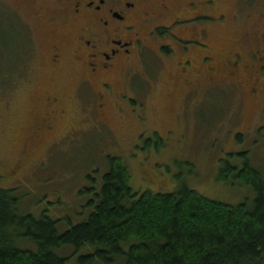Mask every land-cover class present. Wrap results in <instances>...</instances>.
Returning <instances> with one entry per match:
<instances>
[{"label": "rangeland", "instance_id": "1", "mask_svg": "<svg viewBox=\"0 0 264 264\" xmlns=\"http://www.w3.org/2000/svg\"><path fill=\"white\" fill-rule=\"evenodd\" d=\"M188 1L176 0L169 11L160 10L161 22L181 15ZM223 1L205 11L220 12ZM225 3L230 14L245 20L243 52L255 45L264 50V0ZM57 6L56 0H0L1 189L18 188L21 207L47 206L51 217L76 221L83 200L78 192L89 185L88 176L99 180L107 156H118L138 192H172L184 182L222 203L252 200L249 186L237 178L225 184L218 171L221 160L241 165V156L229 154L244 153L264 179V90L251 98L243 84L225 80L184 92L177 79L179 48L170 35L151 31L144 34L141 56L131 60L129 70L117 69L109 78L112 90L104 100L96 99L98 82L78 88L68 57L55 71L48 65L61 21L49 23L47 12L53 14ZM207 28L215 31L211 44L216 49L227 47V38L235 35L234 26ZM162 45L174 51L164 54ZM259 85L263 89L262 78ZM51 94L68 112L30 150L25 139L41 121L43 99Z\"/></svg>", "mask_w": 264, "mask_h": 264}, {"label": "trees", "instance_id": "2", "mask_svg": "<svg viewBox=\"0 0 264 264\" xmlns=\"http://www.w3.org/2000/svg\"><path fill=\"white\" fill-rule=\"evenodd\" d=\"M234 155L242 164L221 160L218 179L237 178L254 193L235 205L184 182L135 191L118 156H107L99 180L88 176L76 221L21 207L18 188H0V264H264V179L244 153Z\"/></svg>", "mask_w": 264, "mask_h": 264}, {"label": "flooded vegetation", "instance_id": "3", "mask_svg": "<svg viewBox=\"0 0 264 264\" xmlns=\"http://www.w3.org/2000/svg\"><path fill=\"white\" fill-rule=\"evenodd\" d=\"M56 1L58 6L53 14L47 12L48 22L61 21L60 36L50 47L48 65L55 71L68 57L79 77L78 88L98 82L96 99L104 100L107 92L112 90L109 78L117 69L129 70L131 60L141 56L146 42L144 34L151 31L170 35L179 48L181 65L177 79L184 92H196L204 86L213 88L225 80L229 85L243 84L251 98L264 90L259 85L260 78L264 81V50H257L258 45H255L249 47L247 54L243 52L245 20L236 17V13L230 14L225 8V0L220 12L205 11L217 0H189L181 15H172L164 22L159 19L160 10L163 13L169 11L176 0ZM219 24L222 29L227 25L234 26L235 35L227 38V47L216 49L211 44L215 31L213 33L207 25ZM146 25L150 27H143ZM221 35L226 38L225 34ZM160 48L162 51L165 49L163 52L167 55L174 51L167 45ZM118 94L124 95L123 92ZM42 103L46 111L39 124L31 126L32 131L25 139L30 150L39 141V135L50 131L57 121L64 119L69 108L52 94L46 96ZM103 105L105 103L100 104Z\"/></svg>", "mask_w": 264, "mask_h": 264}]
</instances>
